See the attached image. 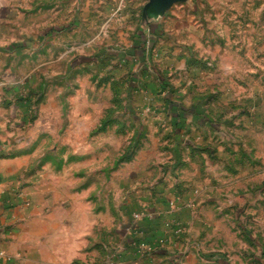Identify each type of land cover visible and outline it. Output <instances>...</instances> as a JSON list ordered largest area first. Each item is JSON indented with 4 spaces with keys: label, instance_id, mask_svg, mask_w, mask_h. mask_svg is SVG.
Here are the masks:
<instances>
[{
    "label": "rangeland",
    "instance_id": "1",
    "mask_svg": "<svg viewBox=\"0 0 264 264\" xmlns=\"http://www.w3.org/2000/svg\"><path fill=\"white\" fill-rule=\"evenodd\" d=\"M148 3L0 0V145L60 175L54 160L108 144L112 212L119 187L142 214L190 194L205 264H264V0H188L145 28ZM166 241L138 244L143 261ZM102 257L73 264H119Z\"/></svg>",
    "mask_w": 264,
    "mask_h": 264
},
{
    "label": "crops",
    "instance_id": "2",
    "mask_svg": "<svg viewBox=\"0 0 264 264\" xmlns=\"http://www.w3.org/2000/svg\"><path fill=\"white\" fill-rule=\"evenodd\" d=\"M157 18H144L145 28L155 26ZM71 145L84 147L79 141ZM93 145L97 148L71 155L69 160H54L60 175L47 173L45 165L53 163L51 157L36 161L37 153L30 152L10 156L4 153L6 146L0 145V264H73L99 253L106 257L105 261L113 257L119 264H205L197 247L201 208L193 211L183 206L192 195L181 196L174 210L170 211L166 204L160 208V203L142 214L147 209L139 199L142 194L125 196V190L119 187L117 206L112 212L108 144ZM99 161L102 167L95 173L91 168ZM67 165L69 174L64 178L61 175L67 172ZM99 176L101 183L95 180ZM126 199L129 207L124 203ZM127 211L128 217L142 214L135 232L126 229ZM168 221L172 226L179 224L184 235L178 238L168 234L163 226ZM126 232L128 241L123 239ZM159 238L167 240L168 251L143 261L137 245L155 246Z\"/></svg>",
    "mask_w": 264,
    "mask_h": 264
},
{
    "label": "water",
    "instance_id": "3",
    "mask_svg": "<svg viewBox=\"0 0 264 264\" xmlns=\"http://www.w3.org/2000/svg\"><path fill=\"white\" fill-rule=\"evenodd\" d=\"M186 0H149L148 6L143 10L144 16L157 18L162 16L172 5Z\"/></svg>",
    "mask_w": 264,
    "mask_h": 264
},
{
    "label": "trees",
    "instance_id": "4",
    "mask_svg": "<svg viewBox=\"0 0 264 264\" xmlns=\"http://www.w3.org/2000/svg\"><path fill=\"white\" fill-rule=\"evenodd\" d=\"M150 24H151V23H150ZM149 28H150V25H149ZM141 29H142V28H141ZM141 29H140V30H141ZM140 30H139V32H141ZM138 43H139V41H138ZM18 46H20V45H18V44L15 45V47H18ZM170 109H171V110H178L177 107H173V106H170ZM180 110H183V113H184V109L180 108ZM181 116H182V114H180V112H177V114H176V118H177V119H176V120H179V121L182 120L183 117H181ZM130 160H131V158H125V157L122 156V157H120V159H119V161L117 162V164H119V163H121V162H127V161H130Z\"/></svg>",
    "mask_w": 264,
    "mask_h": 264
}]
</instances>
